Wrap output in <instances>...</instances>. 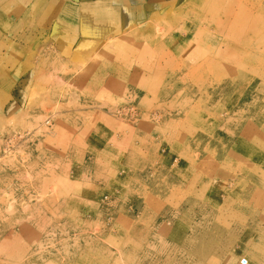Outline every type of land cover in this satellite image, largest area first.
<instances>
[{
  "label": "rangeland",
  "instance_id": "1",
  "mask_svg": "<svg viewBox=\"0 0 264 264\" xmlns=\"http://www.w3.org/2000/svg\"><path fill=\"white\" fill-rule=\"evenodd\" d=\"M0 264H264V0H0Z\"/></svg>",
  "mask_w": 264,
  "mask_h": 264
},
{
  "label": "bare ground",
  "instance_id": "2",
  "mask_svg": "<svg viewBox=\"0 0 264 264\" xmlns=\"http://www.w3.org/2000/svg\"><path fill=\"white\" fill-rule=\"evenodd\" d=\"M227 25V24H226ZM226 27H228V26H226ZM231 27V29L233 28V26H230Z\"/></svg>",
  "mask_w": 264,
  "mask_h": 264
},
{
  "label": "crops",
  "instance_id": "3",
  "mask_svg": "<svg viewBox=\"0 0 264 264\" xmlns=\"http://www.w3.org/2000/svg\"><path fill=\"white\" fill-rule=\"evenodd\" d=\"M141 27V26H140Z\"/></svg>",
  "mask_w": 264,
  "mask_h": 264
}]
</instances>
